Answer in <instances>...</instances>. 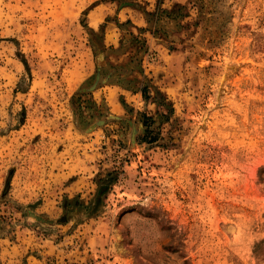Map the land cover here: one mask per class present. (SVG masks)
<instances>
[{"label": "rangeland", "instance_id": "1", "mask_svg": "<svg viewBox=\"0 0 264 264\" xmlns=\"http://www.w3.org/2000/svg\"><path fill=\"white\" fill-rule=\"evenodd\" d=\"M0 264H264V0H0Z\"/></svg>", "mask_w": 264, "mask_h": 264}]
</instances>
